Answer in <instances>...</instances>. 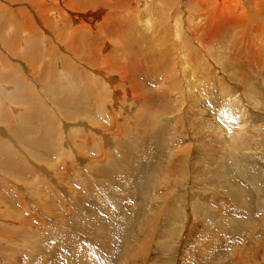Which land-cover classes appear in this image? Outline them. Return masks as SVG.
<instances>
[{
	"label": "rangeland",
	"instance_id": "rangeland-1",
	"mask_svg": "<svg viewBox=\"0 0 264 264\" xmlns=\"http://www.w3.org/2000/svg\"><path fill=\"white\" fill-rule=\"evenodd\" d=\"M144 8L140 20L154 17ZM187 34L189 91L169 92L157 77L141 87L148 100L101 89L102 110L89 118L60 110L45 96L46 71L32 73L40 63L9 55V33L0 39V264H264V39L240 56L244 41L228 28L204 45L205 32ZM35 138L50 152L34 151Z\"/></svg>",
	"mask_w": 264,
	"mask_h": 264
},
{
	"label": "bare ground",
	"instance_id": "bare-ground-1",
	"mask_svg": "<svg viewBox=\"0 0 264 264\" xmlns=\"http://www.w3.org/2000/svg\"><path fill=\"white\" fill-rule=\"evenodd\" d=\"M15 3L20 6L15 7ZM7 5H13L15 8L10 9ZM152 7L156 11L154 17L140 20L141 10ZM0 14L1 16L10 14L7 18L8 24L11 23L10 27L6 29L8 24H4L5 27L2 25L5 34L9 33L7 40L5 34L0 32L1 41L5 40L4 42L11 46L6 47L3 45L4 42L2 43L6 51L10 49L9 55L24 58L32 66L39 62V69L32 73L37 77L42 75L41 70L46 71L45 79L40 76L44 91L46 89L48 91L45 96L54 100L60 110L73 114L80 113V117L84 118H89L102 110V97L96 95L101 89L107 99H111V95H120L124 99L128 97L129 101L141 98L148 100L141 87H148L150 79L157 77L160 81L167 79L171 90L169 92H179L177 90L185 87L189 91L188 84L183 85L184 88L180 86L181 79L187 80L188 75V42L185 40L188 29L195 34L203 35L205 32L204 45L216 39L215 36L221 29L228 28L236 44L247 42L245 47H242L244 42L236 47L242 48L240 49L242 53L238 49L240 56L243 50L248 51L249 48L258 52L259 46L255 41L264 39V26L260 21H256L258 19L256 15L264 17V2L260 3L258 0H0ZM45 33H49L51 37ZM36 39L39 40L38 44H43L44 50L42 52L37 48V53H42L39 57H31V44ZM0 55L3 57L1 53ZM233 55V58H236V55ZM252 57L248 59L251 60ZM45 58L46 62H42ZM0 59L5 60L7 57ZM17 66L15 65L14 69ZM34 75L31 77L35 78ZM143 76L149 80L146 78L148 81H145ZM23 79L21 76L20 80H13L16 81L14 85L19 92L26 87L25 82L29 83ZM174 80L178 83H174ZM163 84L165 89L167 84L165 81L161 85ZM234 99L232 98L233 101ZM232 100L229 97L227 102L229 107ZM116 101L119 99L116 98ZM168 103L158 102L154 110L164 109ZM32 105H37L34 100ZM226 112L228 129H231L230 112ZM32 120L37 128L38 117L33 116ZM225 125L223 124L224 127ZM106 129L108 128L102 127L99 132ZM29 130L30 128L26 129L25 126L22 129L24 132ZM165 132L161 130L154 133L152 138L155 136L161 138ZM76 133L80 134L78 130L71 129L67 135L72 138ZM44 136L48 137V134ZM43 140L35 138L31 141L34 151L50 152V144ZM9 156L11 160L8 162L16 167L14 155L9 153ZM113 214H109L108 219L116 215L114 212ZM106 225L108 227V222Z\"/></svg>",
	"mask_w": 264,
	"mask_h": 264
}]
</instances>
